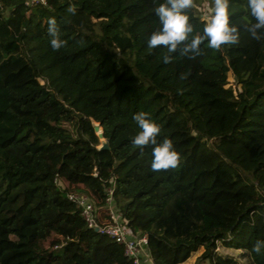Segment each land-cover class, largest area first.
<instances>
[{"label": "trees", "instance_id": "16d2710c", "mask_svg": "<svg viewBox=\"0 0 264 264\" xmlns=\"http://www.w3.org/2000/svg\"><path fill=\"white\" fill-rule=\"evenodd\" d=\"M47 2L0 0V264H131L68 200L77 184L97 206L113 187L154 264H264V247L252 250L264 241V40L246 30L247 0L229 4L239 44L205 40L195 59L148 47L164 0ZM187 14L202 34L197 6ZM139 111L172 140L178 167L152 171V146L132 144ZM50 231L55 249H39Z\"/></svg>", "mask_w": 264, "mask_h": 264}, {"label": "clouds", "instance_id": "9594fccd", "mask_svg": "<svg viewBox=\"0 0 264 264\" xmlns=\"http://www.w3.org/2000/svg\"><path fill=\"white\" fill-rule=\"evenodd\" d=\"M229 4L230 0H212V12L201 17L202 34L193 35L194 28L187 13L195 8V0H164L155 8L160 27L151 32L148 47L155 49L162 46L168 53L179 51L181 56L195 59L201 54L200 46L205 40L207 46L215 51H222L225 45H238L240 31L237 25L230 22ZM67 11L74 14L75 6L70 5ZM247 11L254 19V22L246 23L247 32L257 41L264 40V0H247ZM48 33L54 51L64 46L65 41L60 38V30L54 18L48 22ZM170 60L171 56L164 57L166 63ZM133 119L139 131L133 137L132 144L141 150L152 146L151 170L167 171L178 167L180 154L171 139L164 137L157 140L161 129L150 119L149 114L139 111L133 115ZM262 247L264 241L257 240L252 250L259 254Z\"/></svg>", "mask_w": 264, "mask_h": 264}, {"label": "built area", "instance_id": "2783aa9c", "mask_svg": "<svg viewBox=\"0 0 264 264\" xmlns=\"http://www.w3.org/2000/svg\"><path fill=\"white\" fill-rule=\"evenodd\" d=\"M22 2L28 10L38 6L49 7L47 0H22ZM63 180L66 179L56 177V185L60 188L70 187V184H64ZM106 192L104 203L99 206L89 194L83 191L67 190L65 195L79 209L86 226L92 229L97 228V231L120 246L123 255L131 264H154L149 250L148 236L138 235L130 228L128 220L120 214L114 203L113 187L106 188Z\"/></svg>", "mask_w": 264, "mask_h": 264}, {"label": "rangeland", "instance_id": "374dc122", "mask_svg": "<svg viewBox=\"0 0 264 264\" xmlns=\"http://www.w3.org/2000/svg\"><path fill=\"white\" fill-rule=\"evenodd\" d=\"M196 6H197V9L199 10L200 14L202 15V17L207 16L212 12V1L211 0H199ZM228 79H229L230 84H234L233 77H232L231 73L229 74ZM100 140L102 142L104 141L103 138H100ZM63 183L64 184L66 183L69 185L67 180H63ZM75 188L76 189H82V185H80V184L73 185V189H75ZM48 234H49V238L47 240H45L43 242H39L37 244V247L39 249H47L48 251L55 249V246H52L50 244V242L53 238H57V235L54 233V231H50V232H48ZM221 251L223 253H226V254H229L232 256H237V251L233 250V249H221ZM195 258H196V255H194L192 257V260Z\"/></svg>", "mask_w": 264, "mask_h": 264}, {"label": "water", "instance_id": "95a60500", "mask_svg": "<svg viewBox=\"0 0 264 264\" xmlns=\"http://www.w3.org/2000/svg\"><path fill=\"white\" fill-rule=\"evenodd\" d=\"M94 129L95 131H97V135L99 138H103V133L99 130V126L98 125H94ZM101 148H108V144L107 141L104 140L101 144ZM95 231H97V228H94Z\"/></svg>", "mask_w": 264, "mask_h": 264}]
</instances>
